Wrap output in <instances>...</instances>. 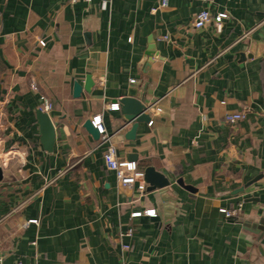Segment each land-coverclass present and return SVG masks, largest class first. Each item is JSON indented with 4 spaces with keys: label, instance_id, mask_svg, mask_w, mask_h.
<instances>
[{
    "label": "crops",
    "instance_id": "1",
    "mask_svg": "<svg viewBox=\"0 0 264 264\" xmlns=\"http://www.w3.org/2000/svg\"><path fill=\"white\" fill-rule=\"evenodd\" d=\"M103 1L0 0L4 264H264V0H214L220 30L193 26L199 0ZM124 96L149 106L134 139L108 107ZM98 114L118 157L138 155L136 184L106 169V145L84 127ZM149 165L170 184L141 191Z\"/></svg>",
    "mask_w": 264,
    "mask_h": 264
},
{
    "label": "built area",
    "instance_id": "2",
    "mask_svg": "<svg viewBox=\"0 0 264 264\" xmlns=\"http://www.w3.org/2000/svg\"><path fill=\"white\" fill-rule=\"evenodd\" d=\"M72 3H76L79 1H84L87 3H90L92 0H70ZM204 4V7L197 13L193 20V26L195 28H201L204 27L208 22L213 19L215 22V26L218 30L222 28V16L220 14L216 16H212L210 13V10L208 9V5H210L214 0H199ZM168 0H162V5H167ZM108 4V0H104L102 3V7L106 8ZM42 45L45 44L43 40L40 41ZM131 82H134L135 79H130ZM33 87L35 88V84H33ZM108 107L113 110L119 109V103L114 102L111 104H108ZM42 110L46 112H50L53 108V103L48 97H43V105ZM159 111V108H157ZM245 117V113L242 111L237 112H229L225 115V120L230 124H235L242 120ZM93 124L95 127H97L99 133H100V142L103 145H106V150L104 152L103 158H104V164L107 170L112 171L115 173L119 183L123 186H130L133 184H136L139 175H140V169L139 164L135 160H122L117 155V150L112 142L113 136L109 134L101 119V115L98 114L93 119ZM138 188L142 191L145 190V183L142 180H139ZM241 208V205L238 206V208H221L220 211L224 214L226 218H233L238 214L239 209ZM146 214H155L154 209H149L144 211ZM141 211H136L132 215L133 216H139L141 215ZM32 222H37V220H32ZM130 248L129 244H124L123 249L126 250ZM0 264H4L3 256L0 254ZM15 264H39L38 261H31L28 263H24L23 261H16ZM124 264V262H122Z\"/></svg>",
    "mask_w": 264,
    "mask_h": 264
},
{
    "label": "water",
    "instance_id": "3",
    "mask_svg": "<svg viewBox=\"0 0 264 264\" xmlns=\"http://www.w3.org/2000/svg\"><path fill=\"white\" fill-rule=\"evenodd\" d=\"M94 84L92 77L88 75L84 89L90 91V88ZM83 90V86L79 82L74 84L75 96H80ZM120 110L124 115L125 123H132L131 129L124 135L127 139H134L136 136V130L140 122H149L150 113H147L149 106L142 100L132 97L124 96L118 100ZM37 119L40 126V140L42 145L47 151H52L54 148L56 132L54 123L48 112L43 111L42 108L37 110ZM85 129L92 135L94 139H100V133L97 127L94 126L92 119H87L84 123ZM129 160H137L138 155L131 153L128 156ZM2 178V170L0 168V179ZM143 181L145 183V190L152 191L157 188H162L170 184L168 177L157 170L154 166L149 165L143 170ZM188 188V187H187Z\"/></svg>",
    "mask_w": 264,
    "mask_h": 264
}]
</instances>
